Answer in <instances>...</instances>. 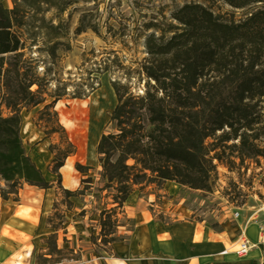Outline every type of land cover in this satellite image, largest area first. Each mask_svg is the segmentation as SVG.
Returning a JSON list of instances; mask_svg holds the SVG:
<instances>
[{
    "label": "trees",
    "instance_id": "trees-1",
    "mask_svg": "<svg viewBox=\"0 0 264 264\" xmlns=\"http://www.w3.org/2000/svg\"><path fill=\"white\" fill-rule=\"evenodd\" d=\"M95 1L12 0L10 10L0 5V101L9 112L5 118L0 114V182L8 189H0V199L15 197L21 184L40 190L51 188L22 146L21 110L38 107L44 97L51 100L46 108L64 98H85L98 85L93 75L116 76L110 81L116 100L109 118L113 133L100 137L95 154L101 167L102 190H110L105 198L117 208L134 188L166 182L208 192L215 173L213 162L222 163L218 151L231 141H238L239 146L233 149L240 157L262 156L248 140L259 139L257 126L264 119V0H221L232 10H250L237 23L224 22L200 5H184L171 14L176 26L166 31L153 23L144 25L145 32L154 31L143 33L144 57L134 63V68L125 66L114 52L99 56L91 52L82 56L76 80L55 81L53 91L44 90L54 81L51 71L44 70L42 77L29 75L24 67L30 62H22L24 51L37 47L40 38L45 50H36L53 63L59 47L69 49L71 13L67 11L79 2ZM49 12L53 17L45 20L43 15ZM86 18L84 11L75 36L86 31L98 35ZM133 83L143 85L140 94L132 93ZM32 87L36 88L33 92ZM68 87L74 90L70 92ZM3 88L8 93L17 88L15 97L2 95ZM209 140L213 142L207 144ZM67 158L64 155L58 160L53 155L49 170L57 179ZM75 170L84 175L88 168L77 165ZM86 181L82 184L89 183ZM83 193L62 194L69 199ZM55 215L59 216L57 211ZM114 215V209L99 214L102 247L114 243L113 239L106 241L113 235ZM102 252L110 253V249ZM39 258L37 255L36 264H46L45 256L41 257L44 262Z\"/></svg>",
    "mask_w": 264,
    "mask_h": 264
},
{
    "label": "rangeland",
    "instance_id": "rangeland-1",
    "mask_svg": "<svg viewBox=\"0 0 264 264\" xmlns=\"http://www.w3.org/2000/svg\"><path fill=\"white\" fill-rule=\"evenodd\" d=\"M187 4L200 5L224 22L237 23L250 11L232 10L221 0H97L90 4L79 2L67 11L71 13L68 21L69 49L59 47L57 58L52 63L44 52L36 50L37 48L45 50L43 41L37 38L38 46L27 47L28 49L24 51L22 62H30L25 64L28 66H25L24 70H27L29 75L36 74L38 77H42L44 70H50L54 81L49 88H44L50 92L55 89V81L67 82L69 78L76 80L82 56L91 52L95 56L114 52L118 58L124 60L125 66L134 68V63L144 57L143 33L148 35L154 31L153 29L145 32L144 25L153 23L160 30L166 31L169 26H176L170 20L171 14ZM0 5L10 10L12 0H0ZM84 11L87 12L86 21L95 25L98 35L91 31L79 36L73 34L80 14ZM43 17L45 20L51 19L52 12L45 13ZM63 18L66 19L67 15ZM121 33H124V37H121ZM159 35L156 34L157 37ZM164 37L168 38L169 34H164ZM93 77L97 78L98 85L85 98L80 100L64 98L58 101L60 104L57 108L55 106L58 102L53 107L46 108L51 100L44 97L45 101L38 107L22 109L20 112L24 117L26 114L29 118L32 117L39 130L47 135L49 140L46 141L52 147L49 153L58 160L67 155L76 172L74 179L77 186L72 190L66 189L60 176L59 179L53 176L52 187L56 199L48 217L51 221L46 223L50 233L41 243L40 251L37 253L40 262H44L41 257L45 256L46 264H83L89 260L88 258L99 256L102 250H108L114 243L122 241V235L130 231L141 216H150L162 221L166 212H170L173 215H181L182 222L206 220L212 231H218L219 226L212 219L213 211L218 216L232 217V214L239 213L244 219L263 209H257L250 214L242 207L253 205L256 201L264 203V119L262 124L257 126L259 139L254 142L248 140V144H254L262 152V156L252 159L240 157L239 151L233 149L234 146H239L238 141L225 144L218 151L222 163L213 162L215 173L208 192L192 191L175 183L166 182L144 186L141 189L134 188L123 206L117 208L109 198H105L110 190H102L104 183L100 178L101 167L95 154L100 137L113 133L109 118L116 100L110 81L116 76L103 74ZM142 87L143 85L133 83L131 91L133 94H140ZM15 89L17 88L8 93V89L3 88L1 93L14 98ZM35 90V87L30 89L31 92ZM67 90L72 92L74 88L68 87ZM0 114L4 118L9 116L1 101ZM43 134L39 143L45 141ZM218 136L219 134L216 135ZM212 142L209 140L207 144ZM36 146L37 144L33 145L31 141L24 142L23 145L25 152L31 157L35 156ZM77 165L88 168L84 175L75 170ZM46 172H49L47 168ZM86 180H89V183L82 184L87 182ZM0 189L8 191L7 185L2 182ZM63 191L84 193L83 196L66 199ZM113 209L115 210L111 229L113 235L108 236L106 241L113 239L114 243L110 247H102L99 214L104 210ZM55 211L59 216L55 215Z\"/></svg>",
    "mask_w": 264,
    "mask_h": 264
},
{
    "label": "crops",
    "instance_id": "crops-1",
    "mask_svg": "<svg viewBox=\"0 0 264 264\" xmlns=\"http://www.w3.org/2000/svg\"><path fill=\"white\" fill-rule=\"evenodd\" d=\"M25 116L20 114L22 146L27 141L37 144L34 157L25 153L51 188L40 190L21 184L14 198L10 196L6 200L0 199V264H36L41 243L50 233L46 221L56 199L52 187L54 175L49 170L53 159L46 141L49 138L39 130L32 117L29 118L27 114ZM40 132L45 140L42 143H39L42 135ZM57 174L66 184V189L75 188L64 179V174L73 178L76 174L69 158ZM254 203L244 205L242 209L250 214L257 209H264V203ZM237 214L238 218L235 219L234 214L232 217L218 216L213 211L212 219L219 226L218 231H212L206 220L182 222L181 215L170 212H166L162 221L141 216L133 228L122 235L123 240L112 245L110 253L102 252L99 256L88 258L83 264H264V253L259 249L251 251L240 260L230 255L220 256L223 250L234 245L240 238L251 244L258 243L257 224L251 221L247 223L250 215L242 219Z\"/></svg>",
    "mask_w": 264,
    "mask_h": 264
},
{
    "label": "built area",
    "instance_id": "built-area-1",
    "mask_svg": "<svg viewBox=\"0 0 264 264\" xmlns=\"http://www.w3.org/2000/svg\"><path fill=\"white\" fill-rule=\"evenodd\" d=\"M234 218H238V214H234ZM254 222L258 227V243L251 244L245 239H239L234 245L230 246L228 249L223 250L220 256H233L235 259L240 260L246 257L251 251L259 249L264 253V209L259 210L256 214H253L247 221Z\"/></svg>",
    "mask_w": 264,
    "mask_h": 264
},
{
    "label": "bare ground",
    "instance_id": "bare-ground-1",
    "mask_svg": "<svg viewBox=\"0 0 264 264\" xmlns=\"http://www.w3.org/2000/svg\"><path fill=\"white\" fill-rule=\"evenodd\" d=\"M59 104H60V102H58L56 104L55 108H57L59 106ZM65 125H67V123H65ZM64 179H65V181H68V182L70 181L69 185H71L72 187H76L77 186V183H76V181H75V179L73 177L64 174ZM65 186H66V184H65Z\"/></svg>",
    "mask_w": 264,
    "mask_h": 264
}]
</instances>
